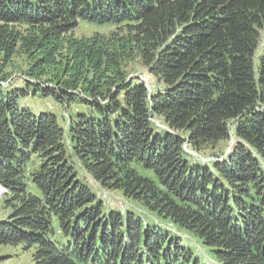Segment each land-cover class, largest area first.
Returning a JSON list of instances; mask_svg holds the SVG:
<instances>
[{
    "label": "trees",
    "instance_id": "1",
    "mask_svg": "<svg viewBox=\"0 0 264 264\" xmlns=\"http://www.w3.org/2000/svg\"><path fill=\"white\" fill-rule=\"evenodd\" d=\"M82 21L114 29L77 36ZM263 27L264 0H0V246L26 264H207L85 173L223 264H264ZM20 54L15 80L1 68ZM232 137L208 162L185 147Z\"/></svg>",
    "mask_w": 264,
    "mask_h": 264
},
{
    "label": "rangeland",
    "instance_id": "2",
    "mask_svg": "<svg viewBox=\"0 0 264 264\" xmlns=\"http://www.w3.org/2000/svg\"><path fill=\"white\" fill-rule=\"evenodd\" d=\"M114 29V26L110 25H104V26H99L95 24H87L85 22L79 23L77 29H75V35L77 36H86V35H92L95 32H100V33H109ZM261 33V42H264V27L260 29ZM28 66V59L25 55H17L3 70V73L10 74L15 80L22 76V73L26 71ZM127 72L131 76H137L147 84V86L150 88L152 84L154 83L151 75L149 74L147 68L141 63L139 59H136L134 61L129 62V64L126 67ZM6 83V82H5ZM16 83L19 84V81ZM29 101H32V99H29ZM55 106V105H54ZM35 109L37 108H53V104L51 102L47 101H38L33 105ZM67 116V112L65 113ZM160 123V121H159ZM162 124V123H160ZM235 141V138L232 137L229 140L221 141L219 142L216 146L214 147H209L200 152L197 155V152L190 150L189 146H185L186 148L188 147V152L191 155L197 156L201 158L202 160L208 162L212 158L216 156H221L230 150L232 147L233 143ZM81 176H85L87 181H89V184L94 187L98 191L99 196L102 198V200L105 203L106 208H113V209H120L121 213L123 214L124 210L127 208L134 209L135 211H139L143 219L146 221H152L156 224H159L166 230L169 229L168 232L171 234H176V236L182 238L184 243L189 245L193 251L198 255L204 258V260L207 262V264H223L216 258L212 257L211 252L209 251V248L203 244V242L194 236L193 234L184 231L172 224L166 223L163 220L158 219L153 215L152 213H149L142 209L140 205L136 204L132 200L124 197L121 192L119 191H107L103 190L100 188L96 183L90 180L89 175H86L85 173L81 174ZM2 187V186H1ZM0 187V219L3 218V216L9 214L11 212V209H8L5 207V195L6 191L5 189ZM9 256L11 255L12 257L7 259V260H2L0 261V264H26L29 262V259L24 260V254H22L21 250L19 248H14L11 246H0V256ZM6 258V257H5ZM25 261V262H24Z\"/></svg>",
    "mask_w": 264,
    "mask_h": 264
},
{
    "label": "built area",
    "instance_id": "3",
    "mask_svg": "<svg viewBox=\"0 0 264 264\" xmlns=\"http://www.w3.org/2000/svg\"><path fill=\"white\" fill-rule=\"evenodd\" d=\"M1 187V186H0ZM1 188H3V187H1ZM4 189V188H3Z\"/></svg>",
    "mask_w": 264,
    "mask_h": 264
}]
</instances>
